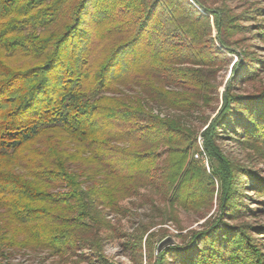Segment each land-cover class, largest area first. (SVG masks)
I'll use <instances>...</instances> for the list:
<instances>
[{
	"label": "trees",
	"instance_id": "obj_1",
	"mask_svg": "<svg viewBox=\"0 0 264 264\" xmlns=\"http://www.w3.org/2000/svg\"><path fill=\"white\" fill-rule=\"evenodd\" d=\"M208 12L229 49L222 30L240 25L200 0H0V264L24 248L104 259L109 212L149 186L163 194V223L218 202L157 264H264V225L230 223L259 214L245 199L264 206V177L220 146L229 137L264 152V88L236 90L255 65L234 67L201 131L186 120L219 96ZM156 224L129 236L133 254Z\"/></svg>",
	"mask_w": 264,
	"mask_h": 264
},
{
	"label": "rangeland",
	"instance_id": "obj_2",
	"mask_svg": "<svg viewBox=\"0 0 264 264\" xmlns=\"http://www.w3.org/2000/svg\"><path fill=\"white\" fill-rule=\"evenodd\" d=\"M200 1L209 9L224 11L232 15L235 22L240 26L234 32L222 30V38L224 37L228 41L230 47L226 49L222 47L216 38L217 31L214 25V17L208 12L213 24L214 47L220 51L218 58L222 60L218 65L216 79L220 86L218 89L219 96L217 95V97L216 93L213 94L214 99L211 104H204L197 111L186 116V120L197 131H201L205 127L207 118L214 115L221 105V96L225 85L232 76L234 67L240 62H249L251 65H255L256 69L254 75L236 84L237 92L253 94L264 88V64L262 66L260 64V62L264 63V0ZM194 6L201 12L205 11L198 5L194 4ZM165 112L171 115H183V113L177 111L165 110ZM220 146L224 154L235 164L251 169L264 177V152L261 147L254 148L244 145L229 137L222 138ZM200 149H202L201 146ZM201 159L209 168V162L205 154L201 156ZM246 193V203L249 207L258 209L259 214L249 218L232 220L230 223L240 224L247 221L254 225H264V206L253 192L247 191ZM162 195L151 186L144 187L139 194L121 201V205L125 209L124 212H109L108 219L111 221L113 229L106 232L109 233V236H106L104 240V259L91 255L88 249H78L75 255L60 257L44 249L24 248L12 249L13 253L10 261L16 264H157L159 253L157 247L162 239L171 236L175 241L173 246L185 244L191 231L202 230L207 220L210 217H215L218 210L215 194L211 205L199 211H186L177 208L175 211L176 219L163 223L161 214L155 210L153 211L154 205L161 208L166 206ZM152 220L158 224L144 233L140 251L133 254L126 246V241L130 235H140L137 234L136 228L142 222L149 224ZM161 233H166L165 237H161ZM153 234L156 235L152 236V241L148 246L146 244L147 237ZM255 236L264 242V235L255 234ZM81 253L84 256H81ZM78 255L81 257H78ZM165 264L174 263L169 257Z\"/></svg>",
	"mask_w": 264,
	"mask_h": 264
},
{
	"label": "water",
	"instance_id": "obj_3",
	"mask_svg": "<svg viewBox=\"0 0 264 264\" xmlns=\"http://www.w3.org/2000/svg\"><path fill=\"white\" fill-rule=\"evenodd\" d=\"M175 244L174 239L171 236H167L164 239H162L157 247L158 252L164 250L165 248L172 246Z\"/></svg>",
	"mask_w": 264,
	"mask_h": 264
},
{
	"label": "built area",
	"instance_id": "obj_4",
	"mask_svg": "<svg viewBox=\"0 0 264 264\" xmlns=\"http://www.w3.org/2000/svg\"><path fill=\"white\" fill-rule=\"evenodd\" d=\"M199 144L201 145L202 147V138L199 136ZM197 156V155H196Z\"/></svg>",
	"mask_w": 264,
	"mask_h": 264
}]
</instances>
